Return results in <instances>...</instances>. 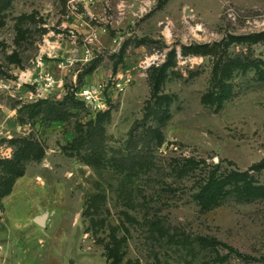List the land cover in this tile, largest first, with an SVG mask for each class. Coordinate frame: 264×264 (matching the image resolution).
Wrapping results in <instances>:
<instances>
[{"label":"rangeland","instance_id":"1","mask_svg":"<svg viewBox=\"0 0 264 264\" xmlns=\"http://www.w3.org/2000/svg\"><path fill=\"white\" fill-rule=\"evenodd\" d=\"M6 1L0 9V159L12 158L24 138L45 152L24 159L23 173L7 187L0 179V264H111L103 251L113 226L124 239L122 264H264V198L229 197L202 209L193 196L211 165L247 170L264 158V80L255 68L237 70L229 79L235 94L221 105L208 103L203 95L218 91L215 57L182 53L185 45L264 31V0ZM172 49L177 64L162 85L173 98L170 117L148 121L165 135L146 154L151 168L127 176L110 160L101 167L86 161V145L74 144L79 128L106 112V157H123L130 166L122 153L128 154L129 131L151 96L149 71ZM227 50L264 58V39L251 47L234 42ZM88 86L98 89L103 109L77 99ZM40 99L58 102L68 115L60 120L42 108L30 116ZM186 157L206 162L180 176L172 169ZM252 173L264 184V169ZM89 197L100 207L93 216L105 218L97 232L86 231ZM200 237L221 243L202 246Z\"/></svg>","mask_w":264,"mask_h":264},{"label":"trees","instance_id":"2","mask_svg":"<svg viewBox=\"0 0 264 264\" xmlns=\"http://www.w3.org/2000/svg\"><path fill=\"white\" fill-rule=\"evenodd\" d=\"M2 1H4V7H0V9L5 8V5H7L6 0ZM262 39H264V31L244 35H230L226 39L211 44L203 43L185 45L183 47L182 53L185 55L189 53L213 54L215 57L213 86H218V91H208L203 95V101L221 105L225 99L233 96L235 94V85L233 82H229V79L233 77L237 70L246 72L249 68H255L258 78L264 80V58L252 59L248 55L230 56L226 52L229 46L234 42L244 43L247 44L248 47H251L254 43ZM144 42H146V39L142 38L139 39L137 44H142ZM125 48L126 44L121 50V56L124 54ZM176 57V49L170 50L165 61L159 65H153L149 71L151 96L147 99L143 117L136 121L129 131V137L126 141V150L128 154L122 153L123 155L130 156L132 160L130 166L124 165L125 158L123 157H118L117 160L116 157L113 160L106 157V151L104 149L105 127L103 125L106 112H98L96 119H90L87 123L81 124L79 128L80 133L76 137L74 144L77 146L82 144L86 145L85 152L82 155L86 161L94 166L101 167L106 165L107 162H109L108 160H110L112 166L114 165L115 168L118 166L117 170H122L127 176H132L141 170L145 171L151 168V164L149 165V161L146 159V154L147 152H151L152 149L162 145L165 140V135L159 125L149 124L148 121L152 118H158L161 123H164L165 120L170 117V106L173 98L172 95L162 92V85L171 71L170 68L177 64ZM77 99L85 104V101L80 97ZM42 108L46 110L47 113H55L57 119L60 120H63L65 116L68 115V111L62 108L58 102L40 99L31 104L30 116L38 114ZM84 125H87L86 129H83ZM22 141L23 144L18 146L12 158L0 159V165H3L2 169L4 170L3 173H0V179L2 185H5L4 187H7V183H11L16 176L23 173L22 163L24 159L29 157L40 159L44 155L45 150L38 142L26 140L25 138ZM205 162L204 159L186 157L177 160L172 170L178 175L184 176L195 169H201ZM263 169L264 158L259 162L253 163L247 170L232 169L229 171H220V164L215 163L211 165L209 169L203 170L205 173L199 176L197 180L198 189L193 196L202 209H210L218 206L229 197H235L245 201L264 198V184L259 183L252 173V171L260 172ZM9 188L5 191L8 192ZM99 195L100 194H98V196ZM93 198L94 197H89L87 199L84 215H91V223L87 226L86 231L93 229L94 232H97L100 227L104 226L105 218H96L93 216V214L100 209L99 204L95 202ZM108 238L109 240L104 244L103 255L111 264H122L125 257V251L123 250L124 239L118 237L114 226L111 228ZM182 240L189 243L192 242L188 237ZM199 243L202 246L208 244L214 247L215 244L221 243V241L215 238L200 237ZM228 249L231 252L235 251L237 255L244 258H253L241 253L233 246H228ZM218 255H220V253L216 251L215 257ZM128 264L131 263L129 262Z\"/></svg>","mask_w":264,"mask_h":264},{"label":"built area","instance_id":"3","mask_svg":"<svg viewBox=\"0 0 264 264\" xmlns=\"http://www.w3.org/2000/svg\"><path fill=\"white\" fill-rule=\"evenodd\" d=\"M80 98L94 105L98 111L103 109L105 106V102L102 96L99 95L98 89L95 86H88L82 89L80 92Z\"/></svg>","mask_w":264,"mask_h":264},{"label":"water","instance_id":"4","mask_svg":"<svg viewBox=\"0 0 264 264\" xmlns=\"http://www.w3.org/2000/svg\"><path fill=\"white\" fill-rule=\"evenodd\" d=\"M37 221H38V223L43 224L44 223V216L38 217Z\"/></svg>","mask_w":264,"mask_h":264}]
</instances>
